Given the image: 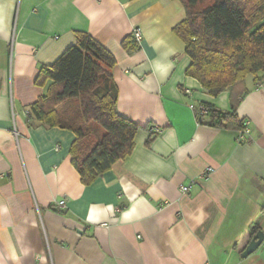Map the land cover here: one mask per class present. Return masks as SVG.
<instances>
[{
    "label": "crops",
    "instance_id": "crops-1",
    "mask_svg": "<svg viewBox=\"0 0 264 264\" xmlns=\"http://www.w3.org/2000/svg\"><path fill=\"white\" fill-rule=\"evenodd\" d=\"M185 18L180 0H0V264H264V242L234 250L251 225L264 233V83L208 95L186 75ZM78 32L114 58L118 115L139 127L131 154L89 186L74 134L25 114L49 87L35 85L41 68ZM190 105L233 108L249 137Z\"/></svg>",
    "mask_w": 264,
    "mask_h": 264
},
{
    "label": "trees",
    "instance_id": "trees-1",
    "mask_svg": "<svg viewBox=\"0 0 264 264\" xmlns=\"http://www.w3.org/2000/svg\"><path fill=\"white\" fill-rule=\"evenodd\" d=\"M180 2L186 18L174 33L191 60L187 76L212 97L249 76L255 85L264 83V0ZM75 37L73 46L52 65L41 68L35 85L50 84L46 94L29 106L27 119L74 134L71 163L81 183L89 186L131 154L139 127L118 115L114 58L87 33L78 32ZM123 46L136 49L127 41ZM205 107L210 114L207 125L242 129L243 121L236 119L233 108L227 113ZM257 231V223L247 228L234 250L241 254Z\"/></svg>",
    "mask_w": 264,
    "mask_h": 264
},
{
    "label": "built area",
    "instance_id": "built-area-1",
    "mask_svg": "<svg viewBox=\"0 0 264 264\" xmlns=\"http://www.w3.org/2000/svg\"><path fill=\"white\" fill-rule=\"evenodd\" d=\"M132 36H133L135 42H137V43H139L140 40L142 39V35H141V32H140L139 29H134L132 31ZM184 93L187 94V95H190L191 94V92L189 90H185ZM190 109L191 110H194V112H195V114H196L197 117H201V116L208 115V111H207L206 107L203 106V105H200L199 107H195L193 105H190ZM25 114L27 116L28 112L26 111ZM248 126H249V123L246 122V121H243V123H242V129L240 130V133H239V136H238V143L239 142L240 143H244L247 140V138L249 137V129H248ZM153 131L158 132L159 130L158 129H155ZM55 149H58V146H56ZM210 171H211V169L206 170V173H204V175L207 174ZM188 189H189L188 187L182 186V187H180V192L182 194H186L188 192ZM55 205H56V207L58 209H62L63 206H64V202L63 201H58V202H55ZM116 211H119V208ZM204 264H209V263H204Z\"/></svg>",
    "mask_w": 264,
    "mask_h": 264
},
{
    "label": "water",
    "instance_id": "water-1",
    "mask_svg": "<svg viewBox=\"0 0 264 264\" xmlns=\"http://www.w3.org/2000/svg\"><path fill=\"white\" fill-rule=\"evenodd\" d=\"M264 242V233L262 231H257L252 237L245 250L241 253V258H246L253 254Z\"/></svg>",
    "mask_w": 264,
    "mask_h": 264
},
{
    "label": "rangeland",
    "instance_id": "rangeland-1",
    "mask_svg": "<svg viewBox=\"0 0 264 264\" xmlns=\"http://www.w3.org/2000/svg\"><path fill=\"white\" fill-rule=\"evenodd\" d=\"M248 79L250 80L251 77H248ZM247 80V81H249ZM251 83V82H250ZM249 85V82H245L243 86H239V89L243 90V88H248L247 86Z\"/></svg>",
    "mask_w": 264,
    "mask_h": 264
}]
</instances>
